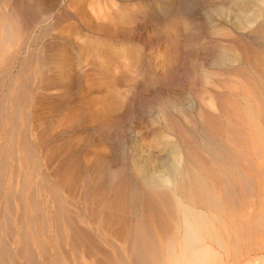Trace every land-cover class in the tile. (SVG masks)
Listing matches in <instances>:
<instances>
[{"label":"bare ground","instance_id":"bare-ground-1","mask_svg":"<svg viewBox=\"0 0 264 264\" xmlns=\"http://www.w3.org/2000/svg\"><path fill=\"white\" fill-rule=\"evenodd\" d=\"M134 1L71 0L95 42L74 84L49 80V31L7 86L16 54L0 64V264H264V0L221 38L226 78L176 109L115 47L147 17ZM104 76L139 94H83Z\"/></svg>","mask_w":264,"mask_h":264},{"label":"rangeland","instance_id":"rangeland-1","mask_svg":"<svg viewBox=\"0 0 264 264\" xmlns=\"http://www.w3.org/2000/svg\"><path fill=\"white\" fill-rule=\"evenodd\" d=\"M70 2L0 0L1 66L16 54V69L6 79V86L24 59L36 50L40 36L46 31L55 38L53 58L48 65L56 70V74L49 71V80L55 82L69 76H73L69 84L78 80L76 71L83 62L85 49L95 42L85 37L84 33L91 32L81 27L80 18L67 11L72 8ZM134 3L147 8V17L138 21L132 38L115 44V47L129 48L128 53L134 54L132 58L137 70L129 76H133V82L150 88L160 87L165 100H179L175 109L194 102L195 88L203 90L212 87L216 80L226 78L221 67L235 64L230 60L235 61L233 46L237 42L221 38L251 30L243 27L239 31L234 23L240 12L245 11L240 8L241 0H135ZM27 12L29 18L23 20ZM77 38L84 39L85 44L79 45ZM244 42L252 45L255 39L249 37ZM122 83L117 85L111 77L104 76L95 89L87 86L83 94L89 99L102 100L139 94L136 88L127 90ZM53 91L61 90L54 88Z\"/></svg>","mask_w":264,"mask_h":264}]
</instances>
